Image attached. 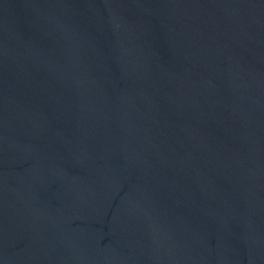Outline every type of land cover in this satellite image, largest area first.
Segmentation results:
<instances>
[{
	"label": "water",
	"instance_id": "water-1",
	"mask_svg": "<svg viewBox=\"0 0 264 264\" xmlns=\"http://www.w3.org/2000/svg\"><path fill=\"white\" fill-rule=\"evenodd\" d=\"M0 264H264V0H0Z\"/></svg>",
	"mask_w": 264,
	"mask_h": 264
}]
</instances>
